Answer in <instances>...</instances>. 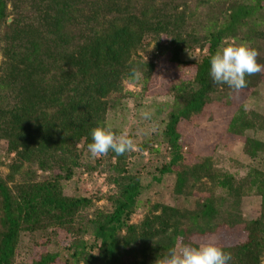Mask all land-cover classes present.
<instances>
[{"label":"trees","instance_id":"obj_1","mask_svg":"<svg viewBox=\"0 0 264 264\" xmlns=\"http://www.w3.org/2000/svg\"><path fill=\"white\" fill-rule=\"evenodd\" d=\"M150 43L161 63L144 59ZM228 44L255 48L264 65V0H0V264H156L180 243H215L230 264H262L264 113L245 99L264 71L247 76L239 93L213 84L210 58ZM196 49L200 59L187 56ZM149 95L168 97L146 105L150 119L138 117L156 130L135 142L134 127L127 135L136 150L124 155L89 157L91 130L120 134L115 122L128 102L139 107ZM215 104L229 114L228 140L241 142L244 175L216 167V146L192 160L183 151L180 124ZM146 152L167 158L159 173L174 175L176 194L197 196L192 209L156 202L131 220L144 187L145 162L135 157ZM95 171L109 190L64 192ZM247 192L260 197L256 218L239 211ZM103 198L110 209L93 208ZM36 231L50 235L18 261L21 234Z\"/></svg>","mask_w":264,"mask_h":264},{"label":"rangeland","instance_id":"obj_2","mask_svg":"<svg viewBox=\"0 0 264 264\" xmlns=\"http://www.w3.org/2000/svg\"><path fill=\"white\" fill-rule=\"evenodd\" d=\"M146 42H148L147 39ZM202 53L203 52H198V49H196L187 56L192 59H200ZM142 55H144V59L152 58L158 61V63H161L160 58L154 57L151 43L149 44L147 50L142 52ZM191 73L192 68L190 67L184 70L185 75H190ZM125 87L136 91L140 88V86L132 85L131 83H126ZM238 97L239 96L236 95L234 100L236 101ZM167 98L164 96L149 95L145 97L143 104L139 105V107L135 106L133 102H128L127 111L129 112L126 114V117L123 119L121 124L119 120H117V123L115 122V124L118 125V127L120 126L122 130L121 133L127 134L134 132L133 128L136 127L137 136H135L133 140L135 142L140 141L143 138L142 132L155 131L156 127L155 125H152V121L138 120V117L142 114L147 104H150L154 100L157 102H164ZM245 100L248 108L264 113V77L257 85L256 92ZM209 111H212V116L210 118L208 117ZM228 115L227 109H224L222 106H218L216 104L211 108L205 109V113L201 117L193 116L190 120L183 121L180 124L179 131L182 134V138L180 140H186L183 144V151L185 154L186 152L188 153L187 159L192 160L195 155L199 156L204 155L206 152L210 153L216 146L212 155L213 162L216 167L227 169L237 175H244L247 169V167H245L247 158L241 150V142L235 140L232 141V139L228 140V135L224 133L225 130L223 125L226 121L225 118H228ZM152 120L155 124L158 122V120L154 118ZM135 158L136 160L141 158L144 160L145 164L144 168L141 170V181L144 187H142L137 208L131 218L133 222L139 221L144 213L149 210V207L156 202L167 203L179 208L192 209L194 207L195 197H197L196 195L176 194L174 192V175L170 173L160 175L159 168L163 163H165V161H167V158L164 160L155 155H149L147 152L146 154L143 153V155L139 154ZM2 159L5 163L9 162V158ZM0 168L2 172L6 173V165H2ZM153 177H160V179L156 180ZM75 189L78 190L81 195L91 197L96 191H99V194L106 192L109 190V187L105 184V176L103 174L100 175V173L95 171L92 174H83V176H79L77 179L68 181L67 185L65 184L64 192L71 194ZM260 203V197L256 193L247 192V194H245L240 201L239 211L242 217L244 219L258 217L260 214ZM93 208L110 209V203L104 198L96 200ZM49 235V231H36L34 233L23 232L20 238L19 246L21 251L19 252L18 261H25L24 257L25 252L27 251L26 248H28L34 240ZM60 237H62V234ZM61 245L62 243H60L59 246ZM59 246H55V249L59 248ZM262 264H264V256L262 258Z\"/></svg>","mask_w":264,"mask_h":264},{"label":"clouds","instance_id":"obj_3","mask_svg":"<svg viewBox=\"0 0 264 264\" xmlns=\"http://www.w3.org/2000/svg\"><path fill=\"white\" fill-rule=\"evenodd\" d=\"M259 52L245 44H228L222 46L210 58L209 75L215 85H227L236 93L247 87V76H253L264 71V65L257 62ZM132 76L139 77L133 69ZM231 98V93L229 94ZM247 107V106H245ZM145 119H150L149 112H143ZM92 142L87 145L91 158L106 156L109 151L124 155L136 149L133 140L127 133L117 135L111 129L97 126L91 130ZM231 253L225 252L215 243H203L198 247L180 243L173 246L156 264H230Z\"/></svg>","mask_w":264,"mask_h":264}]
</instances>
